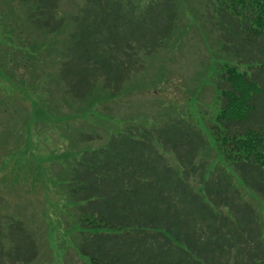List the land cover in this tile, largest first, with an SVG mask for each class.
Returning <instances> with one entry per match:
<instances>
[{
  "label": "trees",
  "instance_id": "1",
  "mask_svg": "<svg viewBox=\"0 0 264 264\" xmlns=\"http://www.w3.org/2000/svg\"><path fill=\"white\" fill-rule=\"evenodd\" d=\"M22 1L34 3L38 28H62L51 24L58 0ZM85 1L60 73L77 99L100 79L120 92L140 53L169 39L176 15L173 0L143 11L132 0ZM220 3L226 61L216 71L218 111L208 132L184 116L133 126L70 168L65 194L77 211L78 253L89 264H264V0ZM38 254L23 221H0V264H30Z\"/></svg>",
  "mask_w": 264,
  "mask_h": 264
},
{
  "label": "rangeland",
  "instance_id": "2",
  "mask_svg": "<svg viewBox=\"0 0 264 264\" xmlns=\"http://www.w3.org/2000/svg\"><path fill=\"white\" fill-rule=\"evenodd\" d=\"M156 1L131 2L143 11ZM172 2L169 39L140 53L137 72L120 92L103 89L100 79L89 97L77 99L60 73L62 55H70L73 18L86 1L58 0L51 24L63 26L54 33L33 22V2L0 0V221L27 225L39 247L30 264H89L78 253L77 211L65 194L69 170L82 152L133 126L150 128L183 116L208 132L205 125L218 111L216 71L226 61L216 13L221 3ZM137 31L132 24L130 32ZM190 183L199 187L198 179Z\"/></svg>",
  "mask_w": 264,
  "mask_h": 264
}]
</instances>
